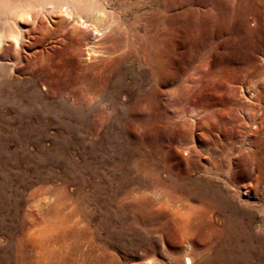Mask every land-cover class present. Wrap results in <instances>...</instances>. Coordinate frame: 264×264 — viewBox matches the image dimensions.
<instances>
[{"label": "rangeland", "instance_id": "rangeland-1", "mask_svg": "<svg viewBox=\"0 0 264 264\" xmlns=\"http://www.w3.org/2000/svg\"><path fill=\"white\" fill-rule=\"evenodd\" d=\"M73 9L83 43L116 51L84 49L78 62L45 36L34 67L29 47L20 63L0 53L10 78L0 88V264L257 261L264 0H73ZM101 73L105 86L87 79ZM68 118L73 126L59 125ZM232 210L251 217L253 253L233 235L238 224L225 228Z\"/></svg>", "mask_w": 264, "mask_h": 264}, {"label": "bare ground", "instance_id": "bare-ground-1", "mask_svg": "<svg viewBox=\"0 0 264 264\" xmlns=\"http://www.w3.org/2000/svg\"><path fill=\"white\" fill-rule=\"evenodd\" d=\"M47 4H50V8L48 17H45L46 15L44 16L43 14H41V9L44 8ZM62 6H64V9L61 8ZM79 19L80 18L77 19L74 16L73 0H0V53H2L4 58L9 59L10 57H12L14 60H16V62L19 61L20 63L23 60L22 58L25 57H23V54L27 53L25 51V48L29 47L30 49H32L30 54L31 56H33L29 61L30 64L34 67L39 63V42L40 40H43L45 36H48L50 38L49 41L52 42L53 45L56 46L64 44L67 50L72 53L74 52L76 54L78 62L81 61L82 50L84 49L86 50L85 54H87L86 58H100L103 53H106V51L104 50L106 47L103 46L104 42L100 41L99 43H83L84 34L82 33V31H79V25H81L83 22ZM92 29L95 32L101 30L94 26L92 27ZM106 49H109V53L116 51L113 46L109 48L107 47ZM7 64V62L0 60V88L5 87V85H7V83L9 82L8 80L10 79L7 75ZM87 79L91 83H97L100 86H105L106 84V78L104 75H102V73L96 75L95 78L87 77ZM4 96L6 95H0V102L1 98H5ZM37 98H39L38 94L34 90L29 102L31 104L34 103L32 105V109L34 108L33 110L37 109L38 103H35L37 102ZM26 109H24V107H21L19 111L20 113H24L25 111H28L27 107ZM48 111L49 110L47 109V112ZM71 114L73 115V112H71ZM68 119L69 120H59V125L65 128L73 126L74 123L70 120V118ZM110 199L111 198H109V200L107 199L106 202H109ZM204 215L205 217H209L207 211H205ZM250 218L251 217L247 212H235V210H232L231 213H228V215L226 216L225 228L228 227L229 224H238L239 229L237 230V232L234 231L235 234L233 232L232 233L235 236L244 237L245 247H247L246 251L248 253H253L254 249L256 248V244L255 242L254 244H252L253 242L251 238L254 237V240L259 242V237L261 236L263 240L259 242L261 243L262 248L258 252V260L256 261L255 259V262L251 263L249 261H245L246 264H260V258L264 257V230L262 229L263 231L260 232V234L262 233V235L260 236L255 233H251L249 229ZM190 261L191 260L189 257L185 258V264H190ZM205 264L214 263L211 259H207L205 261Z\"/></svg>", "mask_w": 264, "mask_h": 264}]
</instances>
